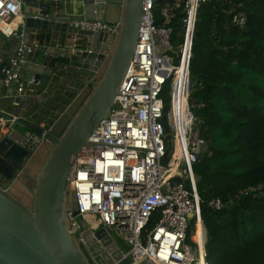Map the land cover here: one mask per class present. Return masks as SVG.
Masks as SVG:
<instances>
[{
	"label": "built area",
	"instance_id": "1",
	"mask_svg": "<svg viewBox=\"0 0 264 264\" xmlns=\"http://www.w3.org/2000/svg\"><path fill=\"white\" fill-rule=\"evenodd\" d=\"M157 1L142 0L143 14L133 60L108 116L93 130L73 163L69 183L75 208L67 212L68 231L84 246L81 219L91 231L103 228L120 249V259L112 260V264H119L123 259H127L128 264H208L205 261L206 231L199 214L193 173L206 141L199 136L196 119L189 110V92L182 106L173 110L171 85L173 70L184 56L187 80L189 78L191 42L199 5L220 0L180 2L185 13L181 20L184 36L176 66L175 58L168 54L172 50L173 34L169 23L173 7H179L180 3L166 5L161 13L163 23L157 25ZM23 7V0H0V35L17 39L16 49L5 56L1 82L3 87L16 85L18 93L24 91L20 83L23 65L36 51L49 49L48 42L28 38L30 29L24 28ZM235 22L243 26L244 18ZM67 25L78 31L106 35L107 48L118 29L117 23L87 19L71 20ZM72 47L77 50L76 46ZM48 56L57 57L45 52V57ZM3 58L0 53V65ZM163 60H166L165 67ZM167 83L170 103L166 111L161 95ZM16 123L15 116L0 117V128L7 126L10 139ZM169 135L172 152L167 156ZM41 141V137L27 132L20 145L31 154ZM177 147L180 158L175 162ZM209 206L220 209L222 203L214 199ZM192 220L194 230L189 233Z\"/></svg>",
	"mask_w": 264,
	"mask_h": 264
},
{
	"label": "trees",
	"instance_id": "2",
	"mask_svg": "<svg viewBox=\"0 0 264 264\" xmlns=\"http://www.w3.org/2000/svg\"><path fill=\"white\" fill-rule=\"evenodd\" d=\"M181 1L162 0L155 8L156 24L163 23L165 5ZM172 14L171 44L182 46L183 35L179 34L185 13L181 3L173 7ZM240 17L243 26L235 22ZM191 54L188 106L199 136L206 141L193 166L206 231L205 261L264 264V0L200 4ZM182 62L174 72L182 71ZM176 78L171 85V105ZM187 84L186 63L183 88ZM169 89L167 83L161 95L166 111ZM171 139L170 135L166 139L167 156L172 152ZM214 199L221 201L220 209L209 206ZM193 230L192 220L189 233Z\"/></svg>",
	"mask_w": 264,
	"mask_h": 264
},
{
	"label": "water",
	"instance_id": "3",
	"mask_svg": "<svg viewBox=\"0 0 264 264\" xmlns=\"http://www.w3.org/2000/svg\"><path fill=\"white\" fill-rule=\"evenodd\" d=\"M161 2L158 0L157 5ZM23 6L36 10L24 14L25 29L90 37L89 50L67 47L69 53L65 58L70 66L95 76L88 90L78 96L48 130L22 123L42 138L33 153L6 135L0 138V179L10 182L9 187L0 186V264H112V260L120 259L121 253L103 228L91 231L81 219L84 246L69 234L67 212L75 208L69 176L88 137L108 116L133 60L143 14L142 0H81L82 16L66 19L51 17L49 9L39 6L35 0H23ZM113 6H117L120 13L114 22L118 24L117 33L108 49L106 35L78 31L67 25L71 20L83 19L106 22L105 13ZM15 42L17 45V39ZM57 62L58 57L50 56L41 64L27 62L22 68V78L41 83ZM4 70L0 71V89ZM30 164L36 165L32 187L24 184ZM18 186H22V192L16 190ZM119 264H128V260L123 259Z\"/></svg>",
	"mask_w": 264,
	"mask_h": 264
},
{
	"label": "crops",
	"instance_id": "4",
	"mask_svg": "<svg viewBox=\"0 0 264 264\" xmlns=\"http://www.w3.org/2000/svg\"><path fill=\"white\" fill-rule=\"evenodd\" d=\"M120 2V0H110ZM44 8L47 7L51 17L55 18H79L82 16L81 0H35ZM105 13L106 22L114 23L117 21L120 10L117 6L111 7ZM36 12V10H35ZM34 12V13H35ZM24 13V12H23ZM29 39H39L48 42L49 49H40L29 57V63L41 64L45 57V52L49 55L57 56L58 62L52 69L51 74L41 83H33L32 80H23V73L20 83L24 87L22 93L16 91V85L2 87L0 89V117L9 118L15 116L17 123L13 126L14 135L11 140L20 144L28 131L22 123L36 125L43 130H48L68 109L73 101L88 90L89 82L95 74L88 71H81L69 65L65 56L69 53L68 47L76 46L77 49L89 50L91 45L90 37H76L60 31H39L30 29ZM76 39V40H75ZM15 40V39H14ZM10 38L0 35V53L4 57L0 68L5 65L7 53L13 51V44ZM108 49V48H107ZM65 59L67 62H61ZM0 69V71H1ZM36 170V165L30 164L24 175V184L28 187L33 186L32 176ZM10 186V182L7 187ZM17 191L22 192V186L16 187Z\"/></svg>",
	"mask_w": 264,
	"mask_h": 264
},
{
	"label": "rangeland",
	"instance_id": "5",
	"mask_svg": "<svg viewBox=\"0 0 264 264\" xmlns=\"http://www.w3.org/2000/svg\"><path fill=\"white\" fill-rule=\"evenodd\" d=\"M166 7V5L164 6ZM23 12L25 14L27 13H34L35 12V9L32 8V7H23ZM171 16H173L172 12H171ZM19 20V19H17ZM183 35L184 36V32L182 31V26H181V30H180V35ZM183 38V37H182ZM15 38L11 37L10 38V41H12L11 43L13 45H16V42L14 40ZM181 45L180 44H177V45H173L172 46V50L170 51V53H168L170 56L172 55L175 60H174V65L176 66L178 64V60H180V56H181V53H182V47H180ZM1 69V68H0ZM174 75L177 77L176 80H175V87H176V90L177 88L179 87V82H180V77H181V72H176L174 73ZM184 80V78H183ZM188 81H189V78H188ZM183 83V82H182ZM183 85V84H182ZM187 88V89H186ZM189 88H190V83H188L186 86H184L183 88V92H184V99L187 97L186 95L188 94L189 92ZM9 130L7 129V126H3L2 128H0V138L4 137L5 135L7 136ZM9 184V182L3 180V179H0V186L3 187V188H6L7 185Z\"/></svg>",
	"mask_w": 264,
	"mask_h": 264
},
{
	"label": "bare ground",
	"instance_id": "6",
	"mask_svg": "<svg viewBox=\"0 0 264 264\" xmlns=\"http://www.w3.org/2000/svg\"><path fill=\"white\" fill-rule=\"evenodd\" d=\"M185 53H186V50H185ZM163 66L164 67L166 66V60H163ZM182 66H183V69L181 71V77H180L181 80L179 82V87L176 90V97H175L174 101L172 102L173 110L179 109L182 106L183 100H184V92H183V85H182L183 83L182 82H183L184 73H185V66H186V57L185 56L183 57ZM179 158H180V149H179V147H177L175 154H174L175 162L178 161Z\"/></svg>",
	"mask_w": 264,
	"mask_h": 264
}]
</instances>
